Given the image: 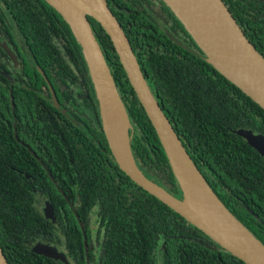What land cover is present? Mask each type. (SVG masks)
Masks as SVG:
<instances>
[{
    "label": "trees",
    "instance_id": "16d2710c",
    "mask_svg": "<svg viewBox=\"0 0 264 264\" xmlns=\"http://www.w3.org/2000/svg\"><path fill=\"white\" fill-rule=\"evenodd\" d=\"M108 1L154 97L193 161L225 206L264 244V157L237 133L245 129L264 135V109L205 60L165 4L175 26L189 36L197 53L176 43L160 31L155 21L137 12L139 0ZM222 1L264 56V0ZM9 19L14 22L17 37ZM89 22L126 106L132 125V151L139 169L182 199L160 139L110 36L94 18ZM0 24L24 69V75L17 73L13 81L0 73V151L9 163L16 162L18 167L30 170L33 178L42 175L33 184L44 190L56 208L63 209L70 223L76 224L77 220L57 191L58 186L66 195L71 194L69 190L77 192L74 187L78 186V211L83 218L95 205L100 206L101 229L105 230L108 244L117 247L120 255L124 254L120 248L125 247V252L136 256L132 249L139 244L145 247L144 264L156 262L154 253L166 243L162 251L165 264H246L120 168L104 132L82 46L55 7L46 0H0ZM58 42L64 47L63 54ZM38 67L51 81L60 108L53 102ZM0 68L10 75L17 68L2 48ZM78 97L90 105L95 119L77 105ZM15 127L20 141L14 136ZM29 148L48 161L56 183ZM5 171L0 165V245L9 264H60L32 251L30 244L37 238H53L52 227L29 201L12 197ZM26 182L24 179L25 186ZM71 200L76 197L71 196Z\"/></svg>",
    "mask_w": 264,
    "mask_h": 264
},
{
    "label": "water",
    "instance_id": "95a60500",
    "mask_svg": "<svg viewBox=\"0 0 264 264\" xmlns=\"http://www.w3.org/2000/svg\"><path fill=\"white\" fill-rule=\"evenodd\" d=\"M46 1L64 17L82 46L99 101L104 132L120 168L136 184L203 231L223 249L246 264H264V244L225 206L193 161L154 97L130 40L110 9L107 0ZM163 1L171 8L205 54V60L264 109V56L247 38L225 3L222 0ZM71 14L75 16L69 17ZM89 16L100 23L110 36L127 78L160 139L182 192V199L175 197L148 179L139 169L132 151L130 118L108 62L91 27ZM4 47L15 60L16 56L6 45ZM92 60H97L102 72L109 76L111 85L126 111L128 117L125 133L126 151L130 154L133 164L125 165V160L115 151L108 135L103 101L96 83ZM48 84L55 104L59 107L53 86L49 81ZM237 133L264 157L263 134H256L252 130L245 129ZM33 251L45 256H53L57 253L56 249L43 244L37 245ZM0 264H9L1 245Z\"/></svg>",
    "mask_w": 264,
    "mask_h": 264
},
{
    "label": "flooded vegetation",
    "instance_id": "af4514ba",
    "mask_svg": "<svg viewBox=\"0 0 264 264\" xmlns=\"http://www.w3.org/2000/svg\"><path fill=\"white\" fill-rule=\"evenodd\" d=\"M139 2H140V6L137 7L136 9L137 12H142V14L146 18L155 21L160 31L166 34L176 43L178 44L181 43L182 44V45L180 44L181 46L195 52V49H192L194 47L191 43L189 36L187 34L185 35L184 31L181 30L179 27L175 26L176 21L173 20L172 15L166 10L165 5L167 7L169 6L163 0H139ZM108 5H109V1H108ZM169 9L171 10L170 7ZM89 18L92 17L89 16ZM8 21L10 27H12L14 36L17 37L18 34L17 31L15 30L16 28L15 25H13L14 22L11 21L10 19ZM240 27L246 34L243 25L241 26L240 24ZM186 32L188 33L187 30ZM4 45H6L7 48L16 56L15 60L6 51ZM12 46H13L12 43L9 42L6 32H4L3 27L0 24V48H2L5 51V53L10 57L11 61L17 67L15 69V73L12 74L13 76L10 75V73H8L6 70L4 71L1 70V68H0V73L13 81L17 73L24 75V69L21 67V64L19 62L20 55L17 53L16 49L14 50L13 48H11ZM57 46L58 48H61L63 54L65 51L63 45L58 42ZM70 64L74 66L72 62H70ZM41 70L42 68L38 67V71L44 77L47 84L48 81L51 83L45 71L42 70L43 71L42 73ZM83 91H84V95H86L85 94L86 89H84ZM11 95H12V89L10 92V100L12 107H14V99L13 96ZM79 97L77 100V105L87 115L95 119V114L91 110L90 105H88L86 102H83ZM52 99L53 102L55 103L53 94H52ZM56 99L58 100V97ZM58 103H59V107L57 106L56 107L60 108L59 100ZM64 111L65 110H63L62 112L65 113ZM14 118H15V114H14ZM14 136L17 139V141H20V138L18 136V129L16 127L14 128ZM21 143L24 145V147L27 146V144L23 142ZM28 150L36 158V161L42 165L43 170L46 172V174L50 176V178L54 183H56L52 175V171L50 165L48 164V161L43 159V157L38 156L36 152H34L32 149L29 148ZM0 165L4 166L6 169L5 172L8 173V179L11 182L12 197L15 198L16 200L29 201L31 203V208L39 212L40 215L52 227L53 238H51V236H49V239H46V237L37 238L36 241H33L30 244L32 246V251L39 244H43L51 248H54L57 250V253L55 255L53 256L42 255V256L52 258L60 264H144L142 253L145 247L143 245L137 244L132 249V252L134 251L137 252V255L135 256L133 253L129 255L128 251L125 252V247L120 248L121 250L124 251V254L120 255L117 252V247L108 244V241L106 240L105 237V230L101 229V221L99 218V212H100L99 205H95L93 208H91L88 211L86 218L80 216L78 207L81 204V202L78 199V197L80 196L78 186L74 187L77 189V192L75 193H73V190H69L71 193L70 195H66V193L64 192V190H62V188H60L59 186L57 187V191L66 199V201L70 206V209L72 210V212L76 217L77 223L74 224L68 221V218L66 217L62 208H56L54 203L45 196L43 189L39 190L40 187L38 185L35 186L33 184L36 183L38 178H40L42 175L39 174L36 178H33V175L30 173V170L24 169L22 167H18L19 165H17L16 162L9 163V159H7L4 156V154L1 153V151H0ZM24 179H27L26 182L27 186L23 184ZM30 195H33V197H31ZM71 196L76 197V200L72 201ZM165 249H166V243H163L158 248L156 255L154 253L153 257L156 258V262L150 260L146 264H165L162 256V251H165ZM130 257H132L131 261H129Z\"/></svg>",
    "mask_w": 264,
    "mask_h": 264
},
{
    "label": "bare ground",
    "instance_id": "6f19581e",
    "mask_svg": "<svg viewBox=\"0 0 264 264\" xmlns=\"http://www.w3.org/2000/svg\"><path fill=\"white\" fill-rule=\"evenodd\" d=\"M75 16V15H70ZM96 74V83L99 94L103 101L104 117L108 135L113 143L115 151L123 157L125 165L132 163L130 154L126 151L125 133L128 126V117L123 108L114 88L111 85L110 78L105 75L97 60L91 62Z\"/></svg>",
    "mask_w": 264,
    "mask_h": 264
}]
</instances>
